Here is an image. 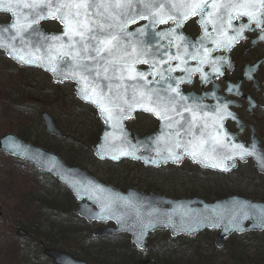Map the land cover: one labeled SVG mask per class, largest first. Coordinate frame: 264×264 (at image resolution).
Wrapping results in <instances>:
<instances>
[{
	"label": "snow or ice",
	"instance_id": "6c2138e0",
	"mask_svg": "<svg viewBox=\"0 0 264 264\" xmlns=\"http://www.w3.org/2000/svg\"><path fill=\"white\" fill-rule=\"evenodd\" d=\"M20 2L21 0H7L5 9V0H0V10L8 11L13 17L12 22L2 31L15 30L12 39L19 36L28 45L32 41L25 40L22 33L40 37L36 41L35 51L39 53L44 48L47 56L36 55L34 60L42 61L46 58L49 62L69 64L71 72L66 78L78 80L84 98L94 97L92 102L105 113L107 121L127 118L126 113L134 108H141L168 121L169 128L173 126L175 116L184 120L183 113H189L191 119L185 120V123L189 129L196 128L201 119L202 106L186 105L189 98L179 90V84L184 78L173 77L171 73L186 64L187 59L199 60L201 64L208 63L212 49L204 45L207 39H212L213 33L227 37L225 40L213 39L216 47L227 49L242 39L244 30L255 23L261 29L260 38L264 39V0H31L30 3L23 4L24 8L30 10L23 17V22L16 12ZM244 16L249 18V23L233 28L232 21ZM193 17L198 18L204 31V35L195 43L180 31L183 23ZM46 18L58 20L64 31L50 36L40 33L34 25ZM138 20L147 23L135 32L129 31L128 25L135 24ZM169 22L171 27L163 31H151L156 25ZM208 25L212 26L211 33L207 31ZM228 29H232L234 35L228 36ZM137 35L147 36L149 40L158 38L157 46L153 48L151 43L146 44L143 39H131ZM163 40H167L166 45L159 43ZM173 47L176 48L175 55L168 51ZM54 50L55 56L52 55ZM18 59L25 61L24 56H19ZM222 60L224 58L219 57L211 61L214 72L220 71L215 65ZM171 61L179 63L172 66ZM27 62L32 63L33 60ZM137 64L149 65V71L137 70ZM52 71L55 72L56 68H52ZM184 71L190 78L193 70L185 68ZM194 71L199 72L201 69L197 67ZM149 76L152 79H148ZM173 82L176 87H173ZM165 84L166 88L163 87ZM178 106L182 111L177 110ZM223 111L226 115H231L227 113L226 107ZM180 120H175V123L179 125ZM207 127L208 124L205 123L204 128ZM200 131L203 138V130ZM210 139L219 143L217 136ZM203 142L206 144L208 141L204 139ZM238 147L241 158L254 154L256 150L255 145L251 146V152L243 145ZM172 158L179 159L176 156Z\"/></svg>",
	"mask_w": 264,
	"mask_h": 264
},
{
	"label": "water",
	"instance_id": "95a60500",
	"mask_svg": "<svg viewBox=\"0 0 264 264\" xmlns=\"http://www.w3.org/2000/svg\"><path fill=\"white\" fill-rule=\"evenodd\" d=\"M30 2L31 0H21L19 7H16L21 22H23V17L30 12L29 9L23 7V4ZM13 6L15 7V4ZM6 7L7 0H5V9ZM0 13L9 16L7 23H0V50L8 59L19 66L40 69L48 73L55 82L63 80L75 82L77 84L75 96L80 101L94 107L98 118L103 122L99 138L91 146L92 154L97 160L112 163L122 160L138 161L144 166L156 168L168 162L179 163L183 159V156H177L179 157L177 160L173 159V156L159 154L151 150L152 135L139 138L134 133V138H132L130 131L124 125L126 118L107 121L105 113L98 108L96 103L92 102L94 97L84 98L80 92L78 80L66 78L71 72L69 64L49 62L46 58L42 61L34 60L36 55L47 56L44 48H41L39 53L35 51L36 41L40 37L22 33L25 40L32 41L31 45L25 44L19 36L13 40L15 30L2 31L12 22L13 17L6 10H0ZM244 17L249 23V18ZM52 20L54 19L46 18L34 27L43 35L50 36L55 33L44 32L41 23ZM63 31L61 25V33ZM64 41H67L66 37ZM52 55H56L55 50ZM19 56H24L25 61L22 62L18 59ZM28 60H33V62L28 63ZM52 68H56V71H52ZM137 109L145 111L141 108ZM132 113L133 110L125 115L129 118ZM39 118L48 135L63 138L64 133L49 113L41 111ZM236 121V125L240 127V122ZM218 135L219 143L215 151L212 155L203 157L204 162L195 156L186 157L197 162L200 166L222 174H229L236 169L238 161L243 163L251 158L257 173L264 175V151L256 141H252L247 147L240 141L234 142L233 137H236L237 133L228 134L221 124ZM154 140L158 141L159 139ZM239 145L248 148L250 152L251 146L255 145V153L241 158ZM0 151L29 163L38 171L61 183L77 203L73 209L74 214L87 223H98L92 229L93 236L126 234L129 241L142 253L147 250L146 242L150 233L156 231H168L170 237H177L181 235L194 236L204 230H216L217 234L213 242L216 248H221L225 239L232 234L240 235L264 230V201L251 200L239 194H230L207 202L198 196L169 198L152 190L142 192L134 187L120 190L111 184L98 181L78 165H67L58 154L30 144L12 132L0 135ZM17 233L25 236L26 232L18 229ZM42 253L54 264H88L86 261L75 259L55 247H46ZM147 263V259H142L135 264Z\"/></svg>",
	"mask_w": 264,
	"mask_h": 264
},
{
	"label": "rangeland",
	"instance_id": "374dc122",
	"mask_svg": "<svg viewBox=\"0 0 264 264\" xmlns=\"http://www.w3.org/2000/svg\"><path fill=\"white\" fill-rule=\"evenodd\" d=\"M0 21H3L1 16ZM21 84L26 86L22 87L20 86ZM31 87L32 93L28 92ZM47 88L50 91L52 90L44 73L39 70L19 67L7 59L3 52L0 51V135L8 131L18 135L15 132L18 126L28 125L30 126L31 136L28 140H24L32 143L34 138H38L47 147L55 146L59 149L56 153L62 160H65V152L72 143V139L62 141L47 135L41 123L38 125L33 120L32 112L24 109V107H28V101L24 98L37 97V92L35 91H45ZM17 92L19 100L11 102L10 97H14ZM11 93L12 96L10 95ZM60 93L63 94L64 108H69L67 105L70 103V96L72 95L70 88L62 86ZM31 102V108L38 113L46 111L53 117L58 115L57 117L60 119L58 126L63 131L64 122L69 121L72 123L75 129V136L84 131L83 125L89 124L87 119L82 118L74 120L63 119L62 114H60L62 111L59 107L52 113L50 112V107H39L37 106L38 101L31 100ZM70 108H73V106ZM79 160L82 161L80 167L86 169L98 180L106 181L105 177L107 175L111 176L110 179L113 180L111 184L120 189H125L129 186L144 191L153 189L170 197L195 194L206 201L232 193L242 194L252 199H254V195L264 194V176L259 178L250 164L239 167L228 176L218 175L217 177H211L210 174L188 171L184 172L183 175L171 172H152L129 161L121 162L118 166H111L107 162L97 161L87 152H84L79 157ZM31 168L27 163L10 158L0 152V264H30L25 261V258L29 257L32 249L37 250L30 241H27L17 233L20 223L33 224L35 222L38 225L48 226L50 223L58 225V222H60L57 217L55 218L42 212L41 206L37 202L30 200L32 194L40 192L42 188L49 190L53 187V180L49 176L43 175L41 182L37 183L36 177L30 172ZM116 182L119 184L116 185ZM31 189L32 192L29 194L28 191ZM214 235V231H207L205 234L198 235L190 241H181V245H195L207 251L209 248H207L208 240H213ZM164 238L160 233L155 234L149 245L152 255L157 253ZM214 257L215 263L224 264L222 257L218 258L216 255Z\"/></svg>",
	"mask_w": 264,
	"mask_h": 264
},
{
	"label": "flooded vegetation",
	"instance_id": "af4514ba",
	"mask_svg": "<svg viewBox=\"0 0 264 264\" xmlns=\"http://www.w3.org/2000/svg\"><path fill=\"white\" fill-rule=\"evenodd\" d=\"M142 24H144L143 21H137L135 24L128 25V30L135 32ZM232 24L233 28H239L241 24H248L247 18L241 17L234 20ZM169 27H171V22L156 25L155 29H151V31H163ZM43 28L47 32H61V25L56 19L51 22H44ZM180 31L193 43L204 35V31L196 17L184 22ZM207 31L212 32L211 25H208ZM227 35H234L232 29L227 30ZM260 36L261 29H258L255 23H252L249 28L244 30L242 39L225 49L216 47L213 39L225 40L227 37L213 33L212 39H207L204 45L212 49L208 63L201 64L199 60L186 58L187 63L182 64L180 68L171 73L173 77L184 78L183 82L179 84V90L182 95L189 98L185 102L186 105L199 104L202 106L201 119L197 122L196 128L189 129L188 124L185 123V120L191 119L189 113H183L184 120H180L179 116H175L172 121L173 126L169 128L168 121L161 120L149 111H134L133 116L126 119L125 125L140 138L152 135L151 150L159 154L176 157L195 156L201 159V162H204L203 157L210 156L215 151L218 144L210 137L217 136L219 139L220 124L228 134L234 135V133H237L233 140L240 141L245 147L250 142L256 141L264 150V39H261ZM131 39H143L146 44L151 43L153 48L157 46L158 40V38L149 40L147 36L140 37L138 35ZM159 43L166 45L167 40L159 41ZM168 51L170 54H176L175 47L170 48ZM189 51H192V49H189ZM200 54L203 55V49L200 50ZM219 57H223L224 60L217 61L215 66L220 71L214 72L211 61ZM177 63L179 62L171 61L172 66ZM135 67L139 71H149V65L146 64H137ZM197 67L201 71H194ZM185 68L193 70L190 78L186 75ZM148 79H152V77L149 76ZM61 85L69 87L72 96H74V82H63ZM152 87H160V85H152ZM163 87L166 88L167 85L165 84ZM173 87H176L175 82H173ZM193 97L196 99H191ZM72 99L73 97L70 96V100ZM225 107L227 113H231V115L225 114L223 111ZM177 110L182 111V108L178 106ZM205 113H207L206 116ZM220 117H223V119H220ZM175 120H180V124H176ZM236 120L240 121V127L236 125ZM205 123L208 124L207 128H204ZM201 129L204 133L203 138ZM204 139L208 141L206 144L203 142ZM192 153H195V155H192ZM137 164L141 166V164ZM245 164H250L253 167L252 162L248 159L245 163L239 164L238 168ZM147 170L178 173L180 175L187 171L210 174L211 177L219 175L214 170L192 162L187 157H183L179 163H167L156 168H147Z\"/></svg>",
	"mask_w": 264,
	"mask_h": 264
},
{
	"label": "trees",
	"instance_id": "16d2710c",
	"mask_svg": "<svg viewBox=\"0 0 264 264\" xmlns=\"http://www.w3.org/2000/svg\"><path fill=\"white\" fill-rule=\"evenodd\" d=\"M2 18L3 21L6 19L1 16V19ZM45 78L47 82L50 83L52 90L50 91L49 88L45 91L38 90L35 91L37 92V97L24 98L28 101V107H24V109L32 112L33 120H35L38 125H40L39 113L31 108V100L38 101L37 106L39 107H50L49 109L52 113L59 107L62 111L60 114H62L63 119H87L89 124L83 125L84 131L77 136H75V129L72 123L69 121L63 123L65 134L64 138L61 140L68 141L72 139V143L65 152L64 161L67 164L80 165L82 161L79 160V157H81L84 152L92 156L90 147L98 139L100 122L92 109L82 107L78 102L72 101L67 105L69 108H64L63 94L60 93L61 87L53 85L46 75ZM20 86L25 87L26 85L21 84ZM31 89L32 87L28 92L32 93ZM10 95L12 96V93ZM10 98L11 102L19 100L18 92L14 97L12 96ZM72 106L73 108H70ZM57 116L58 115L54 117V120L57 125H59L60 119ZM11 121L14 122L13 120ZM29 128L30 126L28 125H19L15 132L21 138L28 140L31 136ZM12 129L14 130L13 127ZM32 143L46 148L49 147L50 149L53 148L52 150L55 152L59 151L55 146L47 147L46 144L40 142L38 138H34ZM118 165L119 163L111 164V166ZM30 172L36 177L37 183L39 181L41 182L43 178L41 173L32 168ZM261 177L262 176H259V178ZM105 178L106 181L102 182L111 184V181H113L110 179L111 176L107 175ZM117 184L119 183L116 182V185ZM52 186L53 187L49 189L50 191L42 188L40 192L32 194L30 200L37 202L41 206L42 212L52 217H57L58 220H60L58 225L50 223L48 226H42L35 222L33 223L34 225L27 224V222H22L18 225V228H22L26 232L24 238L37 248V250L32 249L29 253V257L25 258V261L30 264H52L42 256L41 251L44 247H56L61 250H66L74 257L85 259L91 264H133L142 258L150 259L148 264H220V262L215 263V255L218 256V258L222 257L224 264H264V231L243 235H232L226 240L221 249H216L213 246L212 240L209 239L207 245V248H209L207 251L195 245H181V241H190L193 238L184 236L170 238L163 232L161 234L165 238L158 248L157 253L152 255L151 251L148 250L146 255L142 256L125 235L93 237L91 235L90 225L74 215L73 208L75 206V201L69 192L55 180H53ZM28 192L30 194L32 189ZM217 196H219V194H217ZM253 197L254 199L264 200V194L254 195ZM203 234H205V232L201 235ZM153 237L154 235H151L148 239V245L152 242Z\"/></svg>",
	"mask_w": 264,
	"mask_h": 264
},
{
	"label": "bare ground",
	"instance_id": "6f19581e",
	"mask_svg": "<svg viewBox=\"0 0 264 264\" xmlns=\"http://www.w3.org/2000/svg\"><path fill=\"white\" fill-rule=\"evenodd\" d=\"M139 36V35H138ZM141 37V36H140Z\"/></svg>",
	"mask_w": 264,
	"mask_h": 264
}]
</instances>
